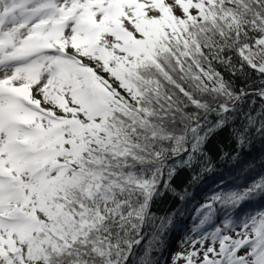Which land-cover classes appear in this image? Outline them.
<instances>
[{
  "label": "snow or ice",
  "instance_id": "6c2138e0",
  "mask_svg": "<svg viewBox=\"0 0 264 264\" xmlns=\"http://www.w3.org/2000/svg\"><path fill=\"white\" fill-rule=\"evenodd\" d=\"M257 141L264 0H0V264H264ZM214 142L244 181L164 259Z\"/></svg>",
  "mask_w": 264,
  "mask_h": 264
},
{
  "label": "trees",
  "instance_id": "16d2710c",
  "mask_svg": "<svg viewBox=\"0 0 264 264\" xmlns=\"http://www.w3.org/2000/svg\"><path fill=\"white\" fill-rule=\"evenodd\" d=\"M220 140L222 141L223 137H221ZM211 155L214 158V170L206 173L199 183L189 185V174L186 172L180 173L175 180V186L178 189L188 187L190 192L195 193V199L190 196L188 201L179 202L173 196L168 195L157 201L154 211L158 214L169 213L175 211L177 208L183 209V214L174 217V228L170 232L168 241L171 240L172 236H183L186 235L187 232L191 231L193 227V219L191 217L193 207L195 204L202 201L204 196L212 190L217 183L221 180L225 182L244 181V176L240 175L235 164L231 161L219 159L215 148V142ZM242 159L255 162L257 166L253 170V175L257 172H264V169H261L258 166L260 161L264 160V145L257 141L251 148L247 149V153L242 157ZM260 208H264V202L257 201L254 202L252 208L249 210H256Z\"/></svg>",
  "mask_w": 264,
  "mask_h": 264
},
{
  "label": "rangeland",
  "instance_id": "374dc122",
  "mask_svg": "<svg viewBox=\"0 0 264 264\" xmlns=\"http://www.w3.org/2000/svg\"><path fill=\"white\" fill-rule=\"evenodd\" d=\"M189 235H192L191 231L187 232V234L183 236L180 235L172 236L171 240L168 241L167 249L164 252V259L170 260L171 254L180 251L182 248V243L185 241V237Z\"/></svg>",
  "mask_w": 264,
  "mask_h": 264
}]
</instances>
